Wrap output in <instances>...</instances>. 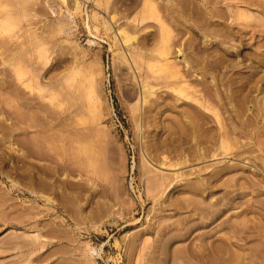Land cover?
<instances>
[{
  "label": "rangeland",
  "instance_id": "374dc122",
  "mask_svg": "<svg viewBox=\"0 0 264 264\" xmlns=\"http://www.w3.org/2000/svg\"><path fill=\"white\" fill-rule=\"evenodd\" d=\"M0 264H264V0H0Z\"/></svg>",
  "mask_w": 264,
  "mask_h": 264
},
{
  "label": "bare ground",
  "instance_id": "6f19581e",
  "mask_svg": "<svg viewBox=\"0 0 264 264\" xmlns=\"http://www.w3.org/2000/svg\"><path fill=\"white\" fill-rule=\"evenodd\" d=\"M147 90H148V89H147ZM147 90H146V92H147ZM183 162H185V160H184ZM180 163H182V162H180ZM177 164H179V163H177Z\"/></svg>",
  "mask_w": 264,
  "mask_h": 264
}]
</instances>
